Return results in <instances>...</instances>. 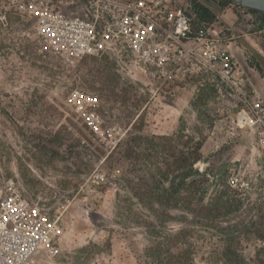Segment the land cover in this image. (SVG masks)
Wrapping results in <instances>:
<instances>
[{"label":"rangeland","instance_id":"rangeland-1","mask_svg":"<svg viewBox=\"0 0 264 264\" xmlns=\"http://www.w3.org/2000/svg\"><path fill=\"white\" fill-rule=\"evenodd\" d=\"M69 1L55 0L63 12L69 11ZM252 22L240 18L233 28L226 27V34L234 37L251 95L264 100V32L256 31ZM109 77L119 89L129 87L139 101L131 118L120 112V103L102 109L97 84ZM145 81L126 75L113 55L65 67L34 37L32 20L20 14H11L0 25V192L6 181L16 180L30 202L58 220L62 236L48 264H139L147 240L133 222L141 210L126 205L125 221L120 215L122 202L135 203L122 182L128 161L119 156L134 134L170 136L182 130L185 136L203 138L202 160L194 168L201 174L197 178L205 199L222 192L239 205L225 223L199 228L194 264H220V232L236 235L251 222L264 220V146L257 127L237 125L243 105L220 83L217 88L192 78L175 84L178 88L171 86L175 97L169 100ZM74 89L97 99L102 130L120 138L113 152L66 103ZM242 238V254L252 259L262 244L249 233Z\"/></svg>","mask_w":264,"mask_h":264},{"label":"built area","instance_id":"built-area-1","mask_svg":"<svg viewBox=\"0 0 264 264\" xmlns=\"http://www.w3.org/2000/svg\"><path fill=\"white\" fill-rule=\"evenodd\" d=\"M199 4L254 19L249 9L222 0H71L66 2L68 12L59 10L55 0H0V25L16 13L32 20L34 37L65 67L113 55L126 75L162 89L169 100L175 97V84L192 78L217 88L220 83L243 105L237 125L257 127L264 146V100L251 95L233 35L217 21L199 22ZM66 103L105 142L108 153L116 149L120 138L102 130L95 97L74 89ZM61 236L58 220L30 202L16 180L5 182L0 192V264H48L58 253Z\"/></svg>","mask_w":264,"mask_h":264},{"label":"trees","instance_id":"trees-1","mask_svg":"<svg viewBox=\"0 0 264 264\" xmlns=\"http://www.w3.org/2000/svg\"><path fill=\"white\" fill-rule=\"evenodd\" d=\"M222 1L229 3L228 0ZM198 7L199 22L215 20V13L204 4ZM249 12L254 18L252 24L256 31H264V14ZM99 82L98 99L101 103L103 101L102 109L109 111L120 103V112L125 118H131L139 101L130 88L119 89L110 77ZM136 122L132 128L136 127ZM139 129L137 132L141 133ZM203 143V138L185 136L182 130L170 136L134 134L125 142L119 156L128 161V171L122 182L135 203L122 202L120 215L125 221L126 205L132 204L141 210L133 222L142 227L147 240L138 256L139 264H194L199 228H212L219 221L225 223L228 216L237 211L239 205L233 204L222 192L218 197L205 199L206 192L197 178L201 174L194 168L202 160ZM232 206L235 210H231ZM173 224L177 227L172 228ZM262 225L264 220L261 219L258 224L251 222L248 228L245 226L246 232L242 230L236 235L220 232L224 243L219 252L220 264H264ZM248 233L262 244L252 259L243 256L239 243Z\"/></svg>","mask_w":264,"mask_h":264},{"label":"crops","instance_id":"crops-1","mask_svg":"<svg viewBox=\"0 0 264 264\" xmlns=\"http://www.w3.org/2000/svg\"><path fill=\"white\" fill-rule=\"evenodd\" d=\"M212 12H214L216 15L214 21L219 22V24L225 28L228 27V25H229L230 29L233 28V26L235 25L237 20H239V18H237L236 14L233 12V10H231L230 8H228V9L215 8L212 10ZM262 32H264V31H261L259 33H262ZM242 36H244V35H242ZM245 38L248 39V41H249V43H251V45L254 46L255 44H257L256 41L247 38V35ZM258 53H262V50L260 49Z\"/></svg>","mask_w":264,"mask_h":264},{"label":"water","instance_id":"water-1","mask_svg":"<svg viewBox=\"0 0 264 264\" xmlns=\"http://www.w3.org/2000/svg\"><path fill=\"white\" fill-rule=\"evenodd\" d=\"M249 10L264 14V0H228Z\"/></svg>","mask_w":264,"mask_h":264}]
</instances>
